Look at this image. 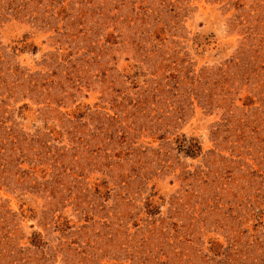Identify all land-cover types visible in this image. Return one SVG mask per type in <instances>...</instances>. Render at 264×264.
Masks as SVG:
<instances>
[{"label":"rangeland","instance_id":"374dc122","mask_svg":"<svg viewBox=\"0 0 264 264\" xmlns=\"http://www.w3.org/2000/svg\"><path fill=\"white\" fill-rule=\"evenodd\" d=\"M0 264H264V0H0Z\"/></svg>","mask_w":264,"mask_h":264}]
</instances>
